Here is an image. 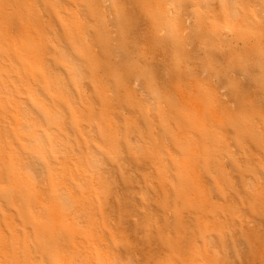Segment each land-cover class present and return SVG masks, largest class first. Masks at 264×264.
<instances>
[{"label":"rangeland","instance_id":"obj_1","mask_svg":"<svg viewBox=\"0 0 264 264\" xmlns=\"http://www.w3.org/2000/svg\"><path fill=\"white\" fill-rule=\"evenodd\" d=\"M148 262L264 264V0H0V264Z\"/></svg>","mask_w":264,"mask_h":264},{"label":"bare ground","instance_id":"obj_2","mask_svg":"<svg viewBox=\"0 0 264 264\" xmlns=\"http://www.w3.org/2000/svg\"><path fill=\"white\" fill-rule=\"evenodd\" d=\"M42 0H38V2H41ZM107 3V2H106ZM143 94H144V92L143 91H141ZM226 97V96H225Z\"/></svg>","mask_w":264,"mask_h":264},{"label":"snow or ice","instance_id":"obj_3","mask_svg":"<svg viewBox=\"0 0 264 264\" xmlns=\"http://www.w3.org/2000/svg\"><path fill=\"white\" fill-rule=\"evenodd\" d=\"M148 264H152V262H148Z\"/></svg>","mask_w":264,"mask_h":264}]
</instances>
